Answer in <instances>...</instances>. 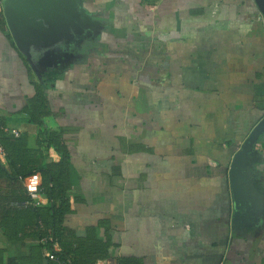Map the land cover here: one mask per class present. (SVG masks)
<instances>
[{
  "label": "crops",
  "instance_id": "crops-1",
  "mask_svg": "<svg viewBox=\"0 0 264 264\" xmlns=\"http://www.w3.org/2000/svg\"><path fill=\"white\" fill-rule=\"evenodd\" d=\"M82 1L90 35L70 42L59 78L45 89L54 112L45 124L63 130L76 176L67 226L79 237L88 228L103 236L96 225L104 220L112 257L143 264H264V134L251 183L242 184L249 207L234 228L228 176L264 116L256 2ZM39 73L0 26L2 129L25 135L29 149L38 148L40 128L24 106ZM15 189L0 177V197ZM0 247L5 258L26 252L2 234Z\"/></svg>",
  "mask_w": 264,
  "mask_h": 264
},
{
  "label": "trees",
  "instance_id": "trees-1",
  "mask_svg": "<svg viewBox=\"0 0 264 264\" xmlns=\"http://www.w3.org/2000/svg\"><path fill=\"white\" fill-rule=\"evenodd\" d=\"M0 26H4L1 18ZM39 83H34V94L25 103L28 121L39 126L38 148L26 147V136H11L3 131L4 119L0 118V145L5 151L6 163L0 160V177L11 181L17 188L12 194L0 197V234L12 245L26 248L24 254L5 258L6 250L0 247V264H143L137 256L112 257L115 246L108 224L103 236L88 228L84 237L75 234L65 223L75 212L77 197L71 192L74 183L70 153L64 141L63 130L51 128L44 118L54 114L45 89L60 76L57 68L40 72ZM51 151L47 153L46 151ZM50 158L49 161L47 159ZM38 173L41 178L40 193L47 203L35 206L22 185V179ZM28 202V203H27ZM42 239H46L42 241ZM56 242L58 249H53ZM48 253L54 255L49 258Z\"/></svg>",
  "mask_w": 264,
  "mask_h": 264
},
{
  "label": "water",
  "instance_id": "water-1",
  "mask_svg": "<svg viewBox=\"0 0 264 264\" xmlns=\"http://www.w3.org/2000/svg\"><path fill=\"white\" fill-rule=\"evenodd\" d=\"M254 1L264 14V0ZM2 15L15 46L30 60L35 73L58 67V60L67 55L63 49L77 37L86 17L82 0H3ZM263 134L264 116L249 131L229 165L233 228L244 216L243 208L249 207L245 198L251 189L244 190L242 184L251 183L254 176V146Z\"/></svg>",
  "mask_w": 264,
  "mask_h": 264
},
{
  "label": "built area",
  "instance_id": "built-area-1",
  "mask_svg": "<svg viewBox=\"0 0 264 264\" xmlns=\"http://www.w3.org/2000/svg\"><path fill=\"white\" fill-rule=\"evenodd\" d=\"M2 3H3V0H0V12H2ZM13 134L17 135L18 133L16 131H13ZM0 157H5V151L1 145H0ZM40 184H41V178L38 173L28 175L22 179V185L25 188L29 196L30 203L35 206L44 204L43 195L39 191ZM45 240L46 239H42V241H45ZM53 249L54 250L58 249L56 242L53 243ZM48 255H49V258L51 259L55 258L52 253H48Z\"/></svg>",
  "mask_w": 264,
  "mask_h": 264
},
{
  "label": "flooded vegetation",
  "instance_id": "flooded-vegetation-1",
  "mask_svg": "<svg viewBox=\"0 0 264 264\" xmlns=\"http://www.w3.org/2000/svg\"><path fill=\"white\" fill-rule=\"evenodd\" d=\"M1 18L4 20L3 15L1 16ZM84 18L82 19V26L80 27V30H79L80 32L78 33L77 37L71 41V42L77 41L78 46L83 44L86 41V38L90 35L89 28L91 26V23L89 19H87L88 17L87 18L84 17ZM4 23H5V20H4ZM71 49L73 50V48L70 47V44H68L66 45V48L63 49V51L69 55V53H71ZM77 52H78V49H77ZM77 52L73 53V55L76 54Z\"/></svg>",
  "mask_w": 264,
  "mask_h": 264
}]
</instances>
